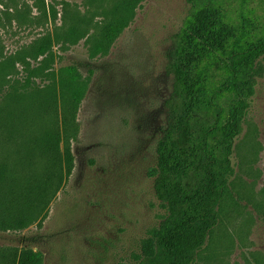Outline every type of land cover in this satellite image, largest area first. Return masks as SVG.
I'll return each mask as SVG.
<instances>
[{"label": "rangeland", "instance_id": "1", "mask_svg": "<svg viewBox=\"0 0 264 264\" xmlns=\"http://www.w3.org/2000/svg\"><path fill=\"white\" fill-rule=\"evenodd\" d=\"M123 1L0 0V111L10 124L7 134L0 132L7 208L42 202L31 208L37 218L29 227L0 231L1 248L40 251L43 264H136L143 240L167 217L152 171L171 115L170 64L188 14L206 0H139L128 14L119 8ZM249 6L264 13V0ZM123 16L128 25L108 53H97L104 25ZM45 35L53 38L52 49L35 59L32 47ZM68 67L77 69L84 88L72 117L74 85L62 83ZM257 70L219 221L194 264H264V57ZM212 121L200 114L196 124ZM16 126L26 131L16 134ZM43 129L60 132L57 167L41 151L29 154ZM49 176L43 201L38 196ZM16 189L23 193L18 200Z\"/></svg>", "mask_w": 264, "mask_h": 264}, {"label": "trees", "instance_id": "2", "mask_svg": "<svg viewBox=\"0 0 264 264\" xmlns=\"http://www.w3.org/2000/svg\"><path fill=\"white\" fill-rule=\"evenodd\" d=\"M238 6L225 0H206L193 6L178 35L170 72L174 76L173 103L163 136L157 146L155 190L167 210L160 227L143 240L136 264H194L198 252L206 244L219 221L218 207L234 174L235 142L253 103L258 84L257 63L264 57V13L250 8L249 0H237ZM139 0H124L120 9L134 11ZM128 18V17H127ZM121 17L104 25L97 42V53H108L111 44L128 25ZM70 38L77 30L73 27ZM53 38L41 37L33 45L35 59L47 55ZM62 83L74 85L72 114L83 100L82 77L75 67H68ZM80 84V85H78ZM84 84V83H83ZM212 117L211 124H196L198 116ZM0 132L7 134L10 124L0 111ZM16 134L24 128L17 127ZM23 129V130H22ZM26 131V130H24ZM41 137L31 140L29 154L42 152L51 162L60 163V132L42 130ZM69 173L73 167L68 153ZM8 161L0 164V231L22 230L36 221L31 199L17 210L8 209L10 193ZM62 176V172L56 174ZM51 176L48 177V181ZM19 186L22 179L12 181ZM44 187L43 194L48 192ZM13 194L18 200L22 190ZM12 200V198H11ZM35 204V205H34ZM4 207V208H3ZM44 255L31 248H1L0 264H43Z\"/></svg>", "mask_w": 264, "mask_h": 264}]
</instances>
